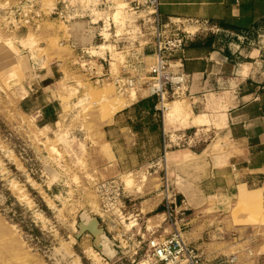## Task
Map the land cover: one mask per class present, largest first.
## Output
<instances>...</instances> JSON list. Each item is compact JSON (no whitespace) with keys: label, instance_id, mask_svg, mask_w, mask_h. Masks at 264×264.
<instances>
[{"label":"crops","instance_id":"crops-1","mask_svg":"<svg viewBox=\"0 0 264 264\" xmlns=\"http://www.w3.org/2000/svg\"><path fill=\"white\" fill-rule=\"evenodd\" d=\"M27 1L0 0V12L42 14L25 26L42 39V62L51 53L44 55L45 43L58 40L57 69L36 74L27 104L56 109L59 118L73 80H136L133 101L95 124L106 152L94 163L99 179H110L134 161L143 178L135 231L166 235L181 227L202 264H264V0H159L163 19L188 33L176 58L191 75L183 104L164 112L146 94L154 57L147 11L123 12L114 0H36L37 9ZM63 1L66 18L51 21Z\"/></svg>","mask_w":264,"mask_h":264},{"label":"rangeland","instance_id":"rangeland-1","mask_svg":"<svg viewBox=\"0 0 264 264\" xmlns=\"http://www.w3.org/2000/svg\"><path fill=\"white\" fill-rule=\"evenodd\" d=\"M114 1L120 11L127 9L125 0ZM40 17L0 12V264H147L148 239L159 234L132 226L142 201L135 191L143 180L137 166L130 161V170L117 177L125 194L120 211L108 210L100 185L109 178L99 179L94 168L106 152L95 124L131 103L135 88L128 78L102 85L98 77L73 80L61 97L59 118L56 109L27 104L36 74L58 64L57 39L45 43L44 55L48 48L51 53L42 62V39L27 34L25 26ZM57 19V12L50 15ZM46 81L58 88L57 80ZM145 88L150 94L148 83ZM185 97L169 96L164 110ZM51 115L58 121L45 124ZM93 222L105 231L102 246L94 231L82 232Z\"/></svg>","mask_w":264,"mask_h":264},{"label":"built area","instance_id":"built-area-1","mask_svg":"<svg viewBox=\"0 0 264 264\" xmlns=\"http://www.w3.org/2000/svg\"><path fill=\"white\" fill-rule=\"evenodd\" d=\"M34 1L28 0L33 8ZM125 2L130 11L148 12L154 34V57L149 64L148 85L150 94L158 98L161 110L164 112L165 102L169 96L179 98L186 96L189 91L191 75L184 70L183 62L176 58V55L185 49L188 33L174 21L163 19L159 11V0H125ZM63 4L65 8H60L57 14L65 19V9L70 3L63 1ZM72 8L76 10L75 6ZM128 79V84L135 88L136 80ZM100 188L105 195L108 210L116 208L120 211L125 194L118 178L101 182ZM166 190L168 192V184ZM174 224L177 225V222L174 221ZM147 245V264H202L200 252L187 243L181 227H176L166 235L151 236Z\"/></svg>","mask_w":264,"mask_h":264},{"label":"bare ground","instance_id":"bare-ground-1","mask_svg":"<svg viewBox=\"0 0 264 264\" xmlns=\"http://www.w3.org/2000/svg\"><path fill=\"white\" fill-rule=\"evenodd\" d=\"M86 223H88V222H86ZM92 226H93V231H94V233H96V235H97V237H98V242H99V244L102 246V244H101V239H102V234L104 233V231L101 230V229H99V228H97L95 222H93Z\"/></svg>","mask_w":264,"mask_h":264},{"label":"water","instance_id":"water-1","mask_svg":"<svg viewBox=\"0 0 264 264\" xmlns=\"http://www.w3.org/2000/svg\"><path fill=\"white\" fill-rule=\"evenodd\" d=\"M91 225H92V224H91ZM85 229H89V230H91V231L93 232V229L90 228V227H85V228L82 230V232H83Z\"/></svg>","mask_w":264,"mask_h":264}]
</instances>
